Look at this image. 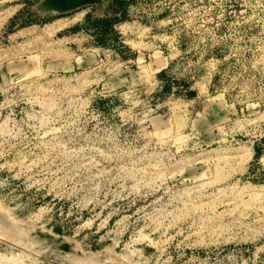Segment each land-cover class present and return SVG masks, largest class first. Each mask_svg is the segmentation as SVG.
Masks as SVG:
<instances>
[{
  "label": "rangeland",
  "instance_id": "rangeland-1",
  "mask_svg": "<svg viewBox=\"0 0 264 264\" xmlns=\"http://www.w3.org/2000/svg\"><path fill=\"white\" fill-rule=\"evenodd\" d=\"M51 1L0 0V264H264V0Z\"/></svg>",
  "mask_w": 264,
  "mask_h": 264
},
{
  "label": "water",
  "instance_id": "water-1",
  "mask_svg": "<svg viewBox=\"0 0 264 264\" xmlns=\"http://www.w3.org/2000/svg\"><path fill=\"white\" fill-rule=\"evenodd\" d=\"M93 0H74L72 3H69L68 5H63L62 3H59L57 5H55L53 8H46L48 10H51V11H55V12H65L64 9H67V8H77L83 4H86V3H89ZM68 11V10H67Z\"/></svg>",
  "mask_w": 264,
  "mask_h": 264
},
{
  "label": "bare ground",
  "instance_id": "bare-ground-1",
  "mask_svg": "<svg viewBox=\"0 0 264 264\" xmlns=\"http://www.w3.org/2000/svg\"><path fill=\"white\" fill-rule=\"evenodd\" d=\"M74 0H52L51 3L52 5H48L46 3H44V6L46 8H53L55 5L59 4V3H62L63 5H68L69 3H72ZM49 4H51L50 2H48ZM48 5V6H47ZM73 8H67V9H64V11H67V10H72ZM15 262V261H14ZM6 263V262H5ZM10 264V262H9ZM12 264V263H11Z\"/></svg>",
  "mask_w": 264,
  "mask_h": 264
}]
</instances>
